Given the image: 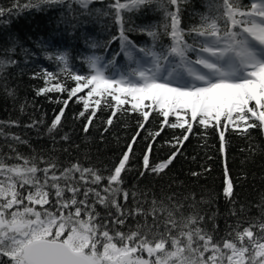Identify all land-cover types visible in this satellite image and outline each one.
Instances as JSON below:
<instances>
[{"label": "snow or ice", "instance_id": "6c2138e0", "mask_svg": "<svg viewBox=\"0 0 264 264\" xmlns=\"http://www.w3.org/2000/svg\"><path fill=\"white\" fill-rule=\"evenodd\" d=\"M97 3L102 7H95ZM190 3L12 0L8 8L0 7V17L61 7L72 31L87 22L106 21L101 24L106 30L114 25L116 31L106 41L84 37L92 50L82 57L84 73L73 70L68 51H48L41 41L45 57L65 79L42 70L45 86L37 94L76 98L85 133L104 111V132L122 117L137 125L118 162L101 170L79 160L45 157L31 149L24 135L11 131L23 127L39 132L42 118L27 124L0 122V264H264V197L257 205L258 217L247 216L243 207L237 211L232 178L226 179L223 195L233 205L230 215L235 219L226 221L223 230L215 214L207 219L198 211L185 215V205L172 203V197L168 204L147 201L140 197L148 193L124 187L137 138L148 141L140 177L163 173L183 142L209 129L217 133L218 150L225 157L231 134L249 141L250 154L260 150L251 139L253 130L264 135V0H204L205 11L187 13ZM143 11L159 13V22L135 25L131 14ZM132 33L148 40L138 44ZM113 43L117 48L110 51ZM17 46L13 41L0 53V90L13 100L16 89L8 81L10 69L19 65ZM121 56L123 64L118 62ZM62 104L47 127L54 144L68 100ZM25 106H20L22 112ZM150 121L160 125L154 132ZM165 127L180 132L167 142L175 150L151 164L152 145ZM142 131L147 135L141 137ZM61 140L70 137L64 134ZM22 146L31 152H22Z\"/></svg>", "mask_w": 264, "mask_h": 264}, {"label": "trees", "instance_id": "16d2710c", "mask_svg": "<svg viewBox=\"0 0 264 264\" xmlns=\"http://www.w3.org/2000/svg\"><path fill=\"white\" fill-rule=\"evenodd\" d=\"M11 4L12 0H0V7L8 8ZM94 6L102 7L99 3ZM203 11L204 0H191L187 6V13ZM64 16L65 12L61 7H52L43 11L29 10L0 17V53L16 41L18 46L14 58L19 61L17 67L10 69L11 76L8 81L10 87L16 89V99L7 97L0 90V122L19 120L21 124H27L32 119L42 118L44 123L40 126L39 132L23 127H13L11 131L24 135L29 139L31 149L45 157L50 154L58 157L61 162L79 160L86 166H94L101 170L111 169L127 150L137 131L135 120L122 117L119 122L114 121L108 132H104L102 121L107 117V111L103 114L98 112L93 126L85 133L83 131L85 120L78 116L82 106L81 103L75 102L76 98L69 100L67 93L37 94L38 90L45 86L42 70L52 71L60 75L62 80L65 79L57 65L45 57L40 47L41 41L45 42L48 51H68L73 70L84 73L87 69L82 57L90 55L92 51L86 45L84 37L106 41L116 31L114 25L107 30L104 29L101 24L106 21L87 22L72 31L70 25L62 19ZM131 20L135 25L156 23L160 20V14L152 11L133 13ZM131 36L138 44L148 40L146 36L137 33H132ZM23 48L29 50L30 54L27 57L22 51ZM116 48L117 44L113 43L110 51ZM96 51L103 52L102 49ZM118 62L123 64L125 60L121 56ZM33 73L41 75L34 77ZM67 83L72 86L70 80ZM64 100H68V105L64 109L62 127L54 133V144L47 134V127L63 107ZM22 104L26 105L23 112L20 110ZM159 127L158 121H150L151 131L154 132ZM64 134L70 137L69 141L61 140ZM146 135L147 133L143 131L140 134L141 137ZM179 135V130L165 127L152 145L150 163L156 164L166 160L175 150L167 142L173 141V137ZM228 135L226 133V136ZM147 144V140L137 138L130 157L132 170L125 174L124 183V187L129 191L148 193L146 198L140 197L141 199L151 201L155 198L168 204V198L172 197V203L185 205L183 208L185 215L198 211L206 214L207 219V216L215 214V223L223 230L226 221L232 224L235 219L230 215L233 205L223 195L226 179L230 177L234 184L237 211L243 207L247 216H259L257 205L264 197V135L260 130H253L251 139V144L259 146L260 150H254L250 154L249 141L231 134L225 157L224 153L218 150L220 143L217 133L209 129L206 135L193 136L183 142L180 154L163 173L140 177L139 172ZM31 149L22 146L20 150L30 153ZM194 172L200 175L193 176ZM107 174V171H104V175ZM193 204L194 207H189ZM145 207L147 208L148 204H145Z\"/></svg>", "mask_w": 264, "mask_h": 264}]
</instances>
